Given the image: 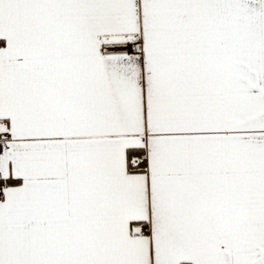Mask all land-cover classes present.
I'll return each mask as SVG.
<instances>
[{"label":"snow or ice","instance_id":"obj_1","mask_svg":"<svg viewBox=\"0 0 264 264\" xmlns=\"http://www.w3.org/2000/svg\"><path fill=\"white\" fill-rule=\"evenodd\" d=\"M0 264H264V0H0Z\"/></svg>","mask_w":264,"mask_h":264}]
</instances>
